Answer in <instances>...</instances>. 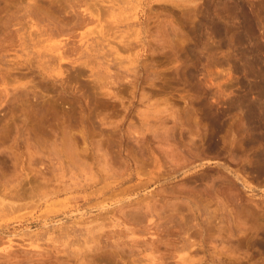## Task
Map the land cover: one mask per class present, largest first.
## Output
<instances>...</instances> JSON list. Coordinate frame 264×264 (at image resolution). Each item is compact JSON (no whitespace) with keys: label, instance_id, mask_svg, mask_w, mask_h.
Instances as JSON below:
<instances>
[{"label":"rangeland","instance_id":"1","mask_svg":"<svg viewBox=\"0 0 264 264\" xmlns=\"http://www.w3.org/2000/svg\"><path fill=\"white\" fill-rule=\"evenodd\" d=\"M0 264H264V0H0Z\"/></svg>","mask_w":264,"mask_h":264}]
</instances>
